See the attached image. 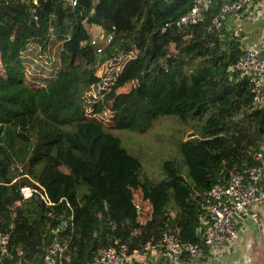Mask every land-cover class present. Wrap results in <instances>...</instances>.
<instances>
[{
    "label": "trees",
    "instance_id": "16d2710c",
    "mask_svg": "<svg viewBox=\"0 0 264 264\" xmlns=\"http://www.w3.org/2000/svg\"><path fill=\"white\" fill-rule=\"evenodd\" d=\"M224 2L210 0L200 22L179 28L170 22L192 0H0V230L13 262L39 264L54 236L69 264H87L104 247L131 250L162 231L195 243L208 189L261 164L251 152L264 146V103H252L247 76L233 68L243 50L226 21L231 14L207 30ZM93 26L112 35L99 54L88 44ZM26 42L47 60L58 44V68L43 85L8 78L14 71H6L2 50L12 44L15 55ZM104 61L111 78L101 83L95 71ZM95 82L103 95L93 112L111 110L112 133L84 121L83 94ZM162 116L179 129L201 120L185 141L178 131L160 135L171 155L154 180L116 131L143 134ZM34 182L52 204L21 197L19 187ZM135 192L149 205L140 218ZM70 213L71 226L55 233Z\"/></svg>",
    "mask_w": 264,
    "mask_h": 264
},
{
    "label": "built area",
    "instance_id": "2783aa9c",
    "mask_svg": "<svg viewBox=\"0 0 264 264\" xmlns=\"http://www.w3.org/2000/svg\"><path fill=\"white\" fill-rule=\"evenodd\" d=\"M68 1L71 5L75 3V0ZM35 2L36 0H32V3ZM209 4L210 0H192L191 7L170 23L179 28L195 25L202 20ZM249 6L262 7L264 0H225L219 13L210 19L207 30H218L224 25L227 14L239 13ZM100 30L103 41L89 34L88 44L95 54L102 51L112 36ZM233 68L247 76L252 103H264V46H250L243 49L234 62ZM251 156L264 164V146L252 151ZM261 164L245 168L242 173L237 172L227 179L217 181L208 189L201 200L203 215L196 228L199 236L197 242L182 241L173 233L162 231L156 240L147 239L139 242L138 247L131 250H128L124 244L101 248L87 264L139 263L140 259L147 254L152 255L156 262L179 264L184 257L203 259L207 253L214 255L228 251L237 240L239 226L245 219L259 223L256 209L264 203V181H261L264 179V169ZM34 185L19 187L21 197L25 199L35 194L46 205L52 204L44 188L36 182ZM132 204L135 215L140 218L144 209L141 196L139 195ZM71 220L72 213L66 219H60L54 232L57 233L60 229L71 226ZM8 238V234L0 230V264H19L12 261V255L8 249ZM64 251L63 242L59 241L56 236L52 237L43 250L39 264H69V257ZM16 254H21L19 249Z\"/></svg>",
    "mask_w": 264,
    "mask_h": 264
},
{
    "label": "rangeland",
    "instance_id": "374dc122",
    "mask_svg": "<svg viewBox=\"0 0 264 264\" xmlns=\"http://www.w3.org/2000/svg\"><path fill=\"white\" fill-rule=\"evenodd\" d=\"M89 34L90 36H95V39L97 38L99 41H103L101 38V30L99 27H91L89 28ZM34 47L31 48V50L28 52L29 47L27 50V55H30L31 57V52H34ZM58 50V44H54L52 46V52L54 53V56L50 60H42L44 61V65L49 67V70L51 72V75L48 73H44V76H42V71L36 72L35 70L30 73V67H31V62L30 58L26 55H22V62L18 63L17 60L14 58L11 59L9 55L6 54L5 50V56L2 58L4 63H5V68L8 73L10 71H14V76H12V73L9 74L8 78L10 81L15 79L16 77L25 76V83L28 84H35V85H43L46 80H48L52 74L54 73V63L58 59L55 57V54ZM129 54L125 55L122 57V60L125 59ZM27 57V58H26ZM33 58H37L33 56ZM39 58V57H38ZM29 59V61H27ZM122 60L119 63H122ZM114 63L118 62L117 60H113ZM30 62V63H29ZM37 62V61H36ZM111 63V61H109ZM109 62H102L100 63L95 71V74L100 77V82L101 83H106L107 81L110 82L111 78V67L112 63L110 64ZM110 64V65H109ZM110 74V75H109ZM94 84H96L94 86ZM131 85H133V82H130ZM99 84L97 82L90 84L89 88L83 94L84 100H85V119L86 118L90 119L91 121L87 122H92L96 123L102 128H104L107 132L112 133L113 132V126L111 124V117L112 113L111 110L108 108L104 109L103 112L100 113H94L92 104L97 101L103 93H99L100 96L97 95L98 91H100ZM128 85L124 86L123 88H118L116 89V92H119L121 90H127ZM211 117V113L207 111V116L206 120ZM201 120V117L199 119H195L193 117L192 121L188 123V125L184 128H178L179 126L175 122L172 116H162L159 117L154 122L153 127H149L148 130L143 133V134H135L133 132H130L128 130H117L116 135L120 140V145L126 149V151L133 155L136 156L142 165L143 170L145 173L151 177L154 180H159L162 178V173H161V162L164 159L169 158L171 155V150L169 148L165 149L163 148V142H166V139L163 136L160 135H170L173 133V131H178L181 132V137L180 141H185L186 139L191 137L192 132L196 128L195 124L198 123ZM155 131H158L155 133ZM154 133V134H153ZM160 136V137H159ZM139 194L135 192L133 194V201H136L138 198ZM149 205L144 203L143 205V214L147 211ZM138 218V216H137Z\"/></svg>",
    "mask_w": 264,
    "mask_h": 264
},
{
    "label": "crops",
    "instance_id": "0c3cea01",
    "mask_svg": "<svg viewBox=\"0 0 264 264\" xmlns=\"http://www.w3.org/2000/svg\"><path fill=\"white\" fill-rule=\"evenodd\" d=\"M231 30L234 35H238V41L241 49H245L250 46L261 47L264 46V6L253 8L249 6L245 10L239 13L231 14V17L226 18ZM11 43H9L10 45ZM16 44V43H14ZM24 45V44H23ZM25 47L16 51L15 55H9L11 59L17 60L18 63L22 62V55H27L25 50L28 52L33 48L28 42L25 43ZM12 49V44L8 52ZM34 50V49H33ZM7 51V50H6ZM33 51L30 55L32 71H42L51 75L49 67L44 65L46 58H33ZM5 56V49L2 50V58ZM27 58V57H26ZM29 61V59L27 60ZM37 61V62H36ZM59 61L54 63V72L57 70ZM48 69V72H45ZM21 76V75H20ZM25 80V76H21ZM264 163V161H263ZM264 166V164H263ZM264 169V168H263ZM257 214L259 217V223H254L249 219H245L239 226V235L237 240L233 243L232 247L225 252L219 254L207 253L203 259H194L184 257L179 261V264H264V203L257 207ZM157 264L154 257L150 254L144 255L140 262H134L132 264ZM163 264V262L159 263Z\"/></svg>",
    "mask_w": 264,
    "mask_h": 264
},
{
    "label": "water",
    "instance_id": "95a60500",
    "mask_svg": "<svg viewBox=\"0 0 264 264\" xmlns=\"http://www.w3.org/2000/svg\"><path fill=\"white\" fill-rule=\"evenodd\" d=\"M259 131L264 134V129H259ZM163 264H167V263H163Z\"/></svg>",
    "mask_w": 264,
    "mask_h": 264
}]
</instances>
